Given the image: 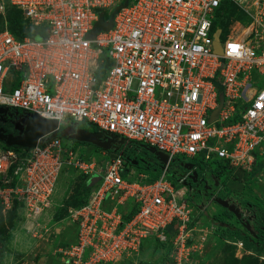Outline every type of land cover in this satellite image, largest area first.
<instances>
[{"label": "built area", "instance_id": "1", "mask_svg": "<svg viewBox=\"0 0 264 264\" xmlns=\"http://www.w3.org/2000/svg\"><path fill=\"white\" fill-rule=\"evenodd\" d=\"M124 1L0 0V106L59 122L34 148L0 140L3 210L19 203L40 216L66 167L100 177L87 202L71 210L79 231L61 250L67 264H120L150 237L166 242L170 225L181 262L195 247L193 213L190 200L176 196L187 176L169 179L172 162L200 157L207 167L216 159L253 171L264 141V81L255 86L251 76L254 69L264 76V0H129L110 30L89 37L101 13L109 21L105 10ZM232 4L244 18L233 20L228 34L221 28L218 54L216 20ZM9 6L45 26L47 36L17 38L8 26ZM220 93L224 105L211 120ZM82 121L163 151L169 160L160 176L150 182L132 166L127 173L119 152L103 149L100 160L66 148L55 133Z\"/></svg>", "mask_w": 264, "mask_h": 264}, {"label": "rangeland", "instance_id": "2", "mask_svg": "<svg viewBox=\"0 0 264 264\" xmlns=\"http://www.w3.org/2000/svg\"><path fill=\"white\" fill-rule=\"evenodd\" d=\"M113 9L105 10L107 17ZM2 18L0 17V30L4 26ZM232 27L233 23L229 22L225 32L230 33ZM224 38L223 34L222 39ZM251 76L255 86H260L264 81V76L258 69H254ZM62 126L68 128L65 124ZM84 126L96 128L94 124ZM63 142L66 148L81 156L97 157L100 160L105 158L103 150L91 143L80 144L70 138H64ZM255 154L261 168L254 173V177L249 175L252 171L242 167L223 166L216 159L207 164L210 166L209 171L222 183L221 195L224 198L237 204L243 212L252 204L250 224L263 236L259 239L261 244L257 248H247L242 240L222 224L244 229L229 210L216 202L208 203L207 200L196 197V200L189 202L193 213L189 243L195 245L189 255L183 256L181 262L177 259L171 242L174 234L169 232L174 230L171 226L166 230L169 233L166 242L150 237L144 240L139 252L125 257L120 264H264V231L260 228L264 226V141L257 147ZM184 159L190 158L181 160ZM172 168L176 169V164ZM248 175L253 179H249ZM99 179L98 174L86 175L74 167H66L60 174L52 205L37 218L32 216L33 213L30 215L21 204L4 211L0 203V264H67L63 261L65 259L61 250L76 241L79 224L73 222L71 217L75 204L68 206L67 211L60 210L66 206L69 197L80 192L87 183L89 187H94ZM177 187L178 200L181 202L183 198L188 199L190 189L182 183ZM57 214L60 215L59 218Z\"/></svg>", "mask_w": 264, "mask_h": 264}, {"label": "water", "instance_id": "3", "mask_svg": "<svg viewBox=\"0 0 264 264\" xmlns=\"http://www.w3.org/2000/svg\"><path fill=\"white\" fill-rule=\"evenodd\" d=\"M129 0H125L123 3L119 4L111 13L109 21L104 19L103 13L100 15V19L96 22L94 30L89 33L90 37H95V35L101 30H110L114 24V17L116 14L124 7L128 6ZM221 28H218L215 32V50L218 54L223 53V48L220 42ZM220 104L217 109L213 111V117L211 120H214L221 108L224 105V94L220 93L219 95ZM0 113L3 115L0 116V140L9 146H19L23 148H34L37 146L39 140L53 132H55L59 127V122L54 119L44 118L37 113L19 111V109H13L7 106H0ZM4 115H9L7 118ZM8 126L13 127L17 133L7 132ZM73 140L80 142L91 143L96 145L99 148L104 150H117L115 148V141L124 143L126 138H118L113 134H105L104 131L100 130H89L85 128H77L73 133L69 135ZM146 151L153 154L156 157V160L161 164L166 163L169 160L167 154L163 151L158 150L154 146H144ZM119 149V148H118ZM123 154V153H122ZM135 165H138L137 160H131ZM193 164H187L186 168L192 169ZM198 176L197 171H194L191 175L193 179ZM220 203L224 207L234 212L237 217L242 216L240 207L235 203H229L226 199H220ZM227 225L226 223H222ZM178 227V224L175 225V228Z\"/></svg>", "mask_w": 264, "mask_h": 264}, {"label": "trees", "instance_id": "4", "mask_svg": "<svg viewBox=\"0 0 264 264\" xmlns=\"http://www.w3.org/2000/svg\"><path fill=\"white\" fill-rule=\"evenodd\" d=\"M223 14V13H222ZM2 18V16H0ZM243 19V15L241 14V12H239V10L237 9V6L232 4L227 11H225V14L221 17H219L216 20V25L219 28H222L223 30L226 31L229 22H232L235 19ZM3 19V18H2ZM7 20H8V26L10 31L17 37V38H24L27 36H31L37 39H43L47 36V29L45 26L43 25H33L31 24L23 15V12L18 9L15 6H9L7 8ZM219 91L223 92V89L221 87H219ZM236 120V118L234 119ZM84 124H92L89 123L87 121L78 123L74 126L68 127V128H62L61 131H58V133H55V135L60 134V136H62L63 138H70L69 135L71 132L75 131L76 127L78 126H82V127H86L87 129H93V130H98L97 126L96 128L94 127H89V126H84ZM71 139V138H70ZM77 143H86V142H80L77 140H74ZM121 148L117 149V150H110V151H115V152H119L122 153L121 150L124 151L123 158L125 159V161L127 162V164L130 165V168H127V173L130 172L131 170V166L132 167H137V169L139 170H143L147 175H148V181H154L158 178L159 174L162 172V168L164 166V164H161L160 162H158V164L156 165H151L150 167L146 166L144 163H140L138 165H135L131 162V158H135V153L137 152V149H143L146 150V148L144 147L149 146L148 144L144 143V142H140L137 140H129L126 139V141L124 143H121ZM99 148V147H98ZM100 150H103L102 148H100ZM141 156H143V154H139ZM184 157L182 156H178L176 157L175 161L172 162L171 168L175 165L178 164V160L182 159ZM193 159L192 161L196 163H201L202 166L204 164L203 159H201L200 157H195V158H190ZM221 162V161H220ZM222 163V162H221ZM161 164V166L159 165ZM195 164V163H194ZM206 166V164H204ZM223 166H226L225 164H222ZM202 168V167H201ZM261 168L259 165V162L257 161L256 166L254 167V170L249 174L252 175L254 177V173L258 172V169ZM171 173V172H170ZM247 176L249 179H253V177L251 176ZM124 176L127 177L126 172H124ZM169 177L172 179V181L174 183H177V180L175 178H173L170 174ZM91 187L88 186V183L81 189L80 192L76 193L75 195L69 197V199L66 201V206L64 208H62L60 210L61 211H67L68 210V206H72V205H76V207H81L82 205H84L87 200L88 197L90 195L91 192ZM19 205V203H16V206ZM130 205V204H129ZM137 208L133 207L131 208V210L129 211L128 214H126L124 217L126 219H130L131 216L136 212ZM0 212H1V208H0ZM59 214V213H58ZM57 214V215H58ZM1 215V214H0ZM60 217V215H58V218ZM173 225L168 226L167 229H169V227H171ZM174 227V226H173ZM226 229H228L229 231H231L236 237H238L240 240L243 241V243L245 244V246L247 248H250L252 246H254L255 248H257V243L254 240L250 239V236L248 234H245L243 232V230L239 229V228H231V227H226ZM170 233H174L173 231H169ZM162 242V241H161Z\"/></svg>", "mask_w": 264, "mask_h": 264}, {"label": "flooded vegetation", "instance_id": "5", "mask_svg": "<svg viewBox=\"0 0 264 264\" xmlns=\"http://www.w3.org/2000/svg\"><path fill=\"white\" fill-rule=\"evenodd\" d=\"M19 111H22V110H19ZM2 115L3 114L0 113V116H2ZM4 116L7 118L9 115H4ZM0 125H2V124H0ZM77 128L87 129L86 127H82V126H78V127H76V129ZM7 129H8L7 132L17 133V131L13 127L8 126ZM89 130H93V129H89ZM73 132H71V133H73ZM105 134H107V133H105ZM121 145L122 144L119 141H115V143H114V146L117 149L121 148ZM121 152L124 153L123 150H121ZM139 154H143V156H141ZM131 160H137L138 164L144 163L148 167H150L152 164L153 165L158 164V161L156 160V157L153 154L149 153L146 150L140 149V148L137 149V152L135 153V158H131ZM192 160L193 159H184V160L179 159L177 161L178 164H176L177 168L176 169L172 168V170H174V171L171 170L172 176L177 178V179L183 175L187 176L184 185H186L190 189L188 192V195H189L188 199L190 201H193V200H196L195 199L196 197H198V199L203 198L204 200H207L208 203L209 202H216V203L220 204L221 206H223V205L220 203V201H219L220 199H226L231 204L234 203V202H231L228 198H226V197L224 198L221 195L222 183L219 180L217 181V179L215 177L216 175H214L211 171H209V167H207V165L205 166L204 164L202 166L201 163L199 164V163H196V161L193 162ZM187 164H193L195 168L193 170H190L189 168H186ZM159 165L161 166V164H159ZM194 171H197V173H198V176L195 179H193L191 177V175ZM212 179H214L215 181L212 182ZM199 200H202V199H199ZM251 207H252V204L250 203L249 206H247V211H244V212L241 211L242 212L241 217H237V215L234 212L230 211L228 209V207H224V208L229 210L231 215H234L235 217H237L238 222L241 223L243 225V228L245 229V230L243 229V232L245 234H248L250 236L251 240L256 241L257 245H260L261 243H260L259 239H262L263 236L261 235V233L259 231L254 230L250 224V220L252 217V214H251L252 208ZM240 210H241V208H240ZM225 226L231 227V228H239V227H236V226L230 225V224H227ZM260 228L264 231V226H261Z\"/></svg>", "mask_w": 264, "mask_h": 264}, {"label": "snow or ice", "instance_id": "6", "mask_svg": "<svg viewBox=\"0 0 264 264\" xmlns=\"http://www.w3.org/2000/svg\"><path fill=\"white\" fill-rule=\"evenodd\" d=\"M232 47H233V50H234V51H235V50H236V48H237V46H235V45H233Z\"/></svg>", "mask_w": 264, "mask_h": 264}]
</instances>
